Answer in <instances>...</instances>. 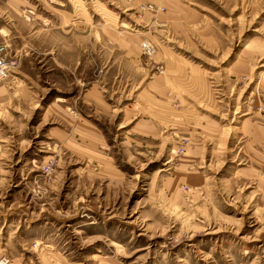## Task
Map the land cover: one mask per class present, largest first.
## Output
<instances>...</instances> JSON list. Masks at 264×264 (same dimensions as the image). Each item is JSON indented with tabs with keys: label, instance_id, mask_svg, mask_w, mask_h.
Segmentation results:
<instances>
[{
	"label": "rangeland",
	"instance_id": "rangeland-1",
	"mask_svg": "<svg viewBox=\"0 0 264 264\" xmlns=\"http://www.w3.org/2000/svg\"><path fill=\"white\" fill-rule=\"evenodd\" d=\"M0 42L5 264H264V0H0Z\"/></svg>",
	"mask_w": 264,
	"mask_h": 264
},
{
	"label": "built area",
	"instance_id": "built-area-1",
	"mask_svg": "<svg viewBox=\"0 0 264 264\" xmlns=\"http://www.w3.org/2000/svg\"><path fill=\"white\" fill-rule=\"evenodd\" d=\"M141 47L144 49V53L153 52V47L151 43L147 40L142 42ZM18 65V58L15 56H10L7 53L5 43L0 42V81L5 79L14 68ZM7 256H0V264H5L7 262Z\"/></svg>",
	"mask_w": 264,
	"mask_h": 264
},
{
	"label": "bare ground",
	"instance_id": "bare-ground-1",
	"mask_svg": "<svg viewBox=\"0 0 264 264\" xmlns=\"http://www.w3.org/2000/svg\"><path fill=\"white\" fill-rule=\"evenodd\" d=\"M2 81V80H1Z\"/></svg>",
	"mask_w": 264,
	"mask_h": 264
}]
</instances>
